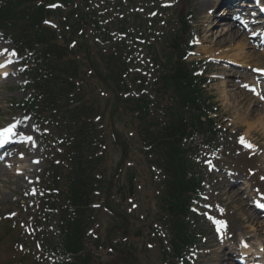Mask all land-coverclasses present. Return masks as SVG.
<instances>
[{"label":"rangeland","instance_id":"374dc122","mask_svg":"<svg viewBox=\"0 0 264 264\" xmlns=\"http://www.w3.org/2000/svg\"><path fill=\"white\" fill-rule=\"evenodd\" d=\"M170 2L174 4V6L171 8V10H169L165 14V17H166V23L169 22L171 27H163L160 33H164V36H170L174 34L175 31L177 30V26L173 24V22L174 23L176 22L178 12L182 11L184 12L183 13L184 15L186 13L187 18L189 16L190 20L188 22V33L186 37L184 38V40L185 39L188 41L190 40V43H192L194 47L193 53H191V58L189 60L192 59L193 61L201 62L200 63L201 70L210 71L214 75H218L219 74L218 71L220 70V68L227 66V64L226 63H210L209 56L211 54L223 52L224 49L226 50L228 48L233 49L236 45L232 47V45H229V44L220 45V46L215 44V41L218 37L217 35L225 31V30H222V27L216 28L214 30L216 31V33H214L213 31L211 33V36L208 37L207 42L202 41V35L204 32H206L209 26L208 20H205L204 22H202V20H204V17L207 16L205 11L206 9H210V5H208L205 8V11L202 14H200L199 13V3L200 2L198 0H170ZM263 3H264V0H263ZM156 31L154 32L156 33ZM232 38H235V37H232ZM225 39L226 37L224 38V40H222L223 43H225ZM244 46H245L244 47L245 52H249L251 54L255 53L252 50V47L250 45L248 44L245 45L244 43ZM255 50L257 54L260 55V52L263 51V48L255 49ZM139 55L141 56L140 58L143 59V53L139 52ZM223 56L224 54H222V57ZM248 59H249L248 64H250L248 65V68L258 67V68L264 69V61H262L263 58L261 55L259 56L258 60H256L255 58L253 59L252 57H249ZM142 61L143 60H140L139 61L140 63L138 64L140 68H142L143 66ZM18 66L20 68L18 75H16L14 78L9 79L6 82H3V84L0 85V123H5V122L15 123L17 120H24V115L16 107V104L20 103L26 98H29L30 95L28 91H24L22 89V87L24 86V79L21 77V74H20L21 67L20 65ZM147 69H149V67H147ZM141 74L150 77L151 71L142 69ZM233 74L234 75L243 74V75H247L248 77L249 72L247 71L243 72L242 69H237V70H234ZM219 82L220 81H214V82L209 83V85L207 86V91L210 93V95L214 97V101L216 103L215 104V107L217 108V112L215 114L216 121L220 124H224L225 122V125H224L225 128H227L228 124L231 123L232 129L237 127L240 129L241 133H244L252 125V122L259 121L261 116H257L255 113H252L250 115L251 117L248 118L247 121L242 122L241 119H244L247 113L243 110L245 108V106L243 105L245 104V101H242L241 103H239L237 95L233 92H229V91L225 92L223 89V82L221 83ZM133 88H136V86H134ZM155 90L156 89H151L149 85L146 86V91L150 95H152L151 92H154ZM233 99H237V101H235V103H232ZM95 101H97L101 106L105 104L104 99L100 97H96ZM252 101L254 102L255 100L252 99ZM258 111L260 110L258 109ZM238 118L240 121H238V123L235 124L234 121L235 119H238ZM43 127L44 129L42 130L41 136L39 139V141L43 145V147L39 149L40 156L42 157H44L49 151V149L45 148L46 139H48L49 141H52L55 136L54 130L50 127V128H46L47 130L50 131V134L47 137L46 135L47 130L45 129V126ZM121 130H123L122 127L117 126L118 133H120L121 135H125L124 133H122L124 132V130L123 131ZM249 137L251 138V140L256 141L257 143L260 144L258 147L260 151V156L257 159L251 157V152H247L237 147L234 142L235 139H232L231 141L230 137L226 138V142H221V146H220L221 149L223 150V153L225 154L224 155L225 160L223 158H220L222 161V164L228 163L230 167L233 166L236 170L240 171L241 172L240 175L242 174L243 177L245 178L244 182L246 184L247 189H249V193L247 194L248 198L253 197V195L255 194V188H258L259 192H262L264 194V182L263 183L258 182V179L261 178V176H264V169H262L264 168V136L261 131H258V129L252 128L249 132ZM121 139L124 140L126 145L129 146L131 149H136L135 147L136 140L132 141L128 138V136L122 137ZM201 141L202 139L198 138L196 140V143H200ZM120 155H121L120 150H118L117 146H114L112 144L109 136H107L106 143H105V150L103 151V162L102 163L104 164V166L102 165L103 167L101 169V175L104 176V179L109 178L108 183L111 181L112 175L114 174L112 172L113 169L118 165L120 161L119 160ZM36 158H38V160L40 159L39 156H36ZM132 160L138 172L143 173L144 165L142 163V157L137 158L134 153L132 154ZM29 164H30V159H29ZM21 165L22 167H25L26 163L24 164V162H22ZM43 166L44 164L42 165L41 163L39 167L33 168V170H31L28 167H25L27 168L26 177L24 176L25 178L23 177L21 181L18 180L13 175H10L9 179H13V180L10 183H5L6 187H4L0 183V213L3 211H6V213H13L12 217L21 216L25 220H28L29 218H31L29 214L32 213V210L30 211L29 207L35 203L36 198L35 196H33V193L30 194L28 193V191H31L32 188L35 187V181H36L37 175L43 169ZM196 170L202 174L204 173V170L201 168V164L197 165ZM247 170L254 173L253 176L251 175V173L250 175H248ZM3 178L5 181L8 179L6 177H3ZM104 179L102 181H104ZM123 179L124 177L120 175V177L117 180L114 179V182L120 183L123 181ZM208 180L211 181V177H208ZM24 197H27V199L23 200ZM245 200H246V196H245ZM227 201L230 202L232 205V208L235 211H237L236 217L233 216L229 218V225H230L229 229L235 230V231L240 230L241 226L238 225L239 224L237 222L238 218L246 217V216L247 218H252L250 214L251 210L248 209L246 201H244L242 198H241V201L240 200L235 201V199L233 200L228 199ZM247 202L249 204L248 199H247ZM118 210L121 211L122 208L120 207L119 209L118 207ZM123 212L125 213L126 210ZM100 219H101V233L106 234L107 228L115 225V222L108 215L103 216V217L100 216ZM51 225L54 226V222H52ZM240 225H242V228H244L242 223ZM251 227H253L252 224L250 223L247 224V230L245 232L251 233L250 230H253ZM200 230L201 232H203L204 226L200 227ZM54 231L55 232L57 231L56 227L54 228ZM209 238H210L209 234L206 233V236L204 237V242H203V244L205 245L203 246H207L208 240L211 242ZM203 246H201V248H203ZM134 247H136V249L139 250L140 245L134 246ZM9 253H10V250L7 245L0 246V259L2 261L9 258ZM34 257L35 256H33V259L30 261L29 264H33ZM136 258H137V261H136L137 264H159L158 262H156L157 257L155 254L154 255H147L146 253H144L143 255L138 254ZM212 258L213 257H208V260H211Z\"/></svg>","mask_w":264,"mask_h":264},{"label":"bare ground","instance_id":"6f19581e","mask_svg":"<svg viewBox=\"0 0 264 264\" xmlns=\"http://www.w3.org/2000/svg\"><path fill=\"white\" fill-rule=\"evenodd\" d=\"M207 5H208L207 3H202V5L200 6L201 11H204V9L206 8ZM210 26H211V23H210ZM216 26H217V24H215L214 27L210 28L209 31H207V34H206V32L203 33L204 42H206L208 37L211 36V33L216 29ZM225 28L222 29V30H225L223 33H220L219 35H217L218 37L215 41V44L219 45V46L220 45H228V44L232 45V46H234V45H236V46L233 49H228V50L224 51L225 56L223 58L222 57L218 58V60L220 62L223 61V59L225 58L228 61L236 64L237 66L240 65V67L245 68L248 65V60H249L248 58L249 57H252L253 59L255 58L256 60H258L259 56L261 55L263 58L262 61H264V52L259 55L256 52L251 54L249 52L244 51V47H245L243 44L244 42L239 41L240 37H238V36H241L239 33L240 32L242 33V30H243V28L240 24L237 23L235 26L227 24ZM214 33H216V31H214ZM225 37H226L225 43H223L222 40H224ZM232 37H235V38H232ZM228 54H231V55L228 56ZM248 54H249V56H248ZM228 84L232 90L235 89V86L232 84L231 81H228ZM233 93H235L237 95L239 103H241L242 101H245V104H243V105L245 106L244 111L247 113H246L243 120H247L248 118H250L251 117L250 115L252 113H255L257 116H261L259 121L252 122V125L247 130L248 135H249L250 130L253 128V129H258V131H261L263 136H264V107H262V109H259L260 111H258V105L251 101L250 95L245 94L239 90H238V92L233 91ZM235 101H237V99H233L232 103H235ZM223 168L224 167H222L223 174L227 175V169H225L223 171ZM224 172H226V173H224ZM9 174L10 173L7 170L2 169L0 176L1 177H8ZM18 179H20V178H18ZM0 180H1V178H0ZM1 182L4 183V180H2ZM220 190H221L220 194L222 196H232L233 199L237 198L239 196L238 195L239 191H237L235 189L233 178H226L222 187L220 188ZM244 221H246V223L249 224L248 218L244 219ZM250 224L253 225V227H251L253 230H251V231L254 234H257L258 237L263 238V239L258 238V240L264 245V228H263V226H261L255 219H252L250 221ZM237 234H239V233L237 232ZM237 234L234 233V239H233L234 241H237V237H238ZM238 242H239V239H238L237 243ZM209 249H210V252L212 254H214L217 258H222L224 252H227L222 245L210 247Z\"/></svg>","mask_w":264,"mask_h":264},{"label":"trees","instance_id":"16d2710c","mask_svg":"<svg viewBox=\"0 0 264 264\" xmlns=\"http://www.w3.org/2000/svg\"><path fill=\"white\" fill-rule=\"evenodd\" d=\"M168 80L171 81V86H169L171 89L174 88L175 91L178 92L179 96L181 97H193L194 90H190V86L192 84V78L189 76V74L180 68V65L175 66L171 70V75L168 77ZM56 92L60 93L62 92V89H56ZM56 105V103L52 100L49 102H45L44 107L45 109H49L52 106ZM43 111V110H41ZM82 136H86L83 132L80 133ZM86 142V138H81L78 140V145L83 147V144ZM80 151H83V148H81ZM79 162L82 161V156L78 160ZM81 176H83V173H81ZM76 177V176H75ZM74 185L69 188L68 191V199L67 202L72 206L76 207L79 205H84L85 202L87 201V195L86 192L83 188L82 183L77 180L76 178L74 179ZM84 206H82V209ZM84 224V223H82ZM81 221L76 220L73 223V226L70 229V233L65 239V243L68 245V247H64L62 249V253H72L76 254L81 250V241L83 237V229H82ZM82 264H86L87 259L82 258L79 259ZM89 262V259H88Z\"/></svg>","mask_w":264,"mask_h":264},{"label":"snow or ice","instance_id":"6c2138e0","mask_svg":"<svg viewBox=\"0 0 264 264\" xmlns=\"http://www.w3.org/2000/svg\"><path fill=\"white\" fill-rule=\"evenodd\" d=\"M4 52L6 53L7 50H4ZM4 53H0V55H3ZM16 53L13 52L12 55H15ZM262 72V74H264V70H260ZM247 87V86H245ZM251 91L255 92V89H250ZM264 98V97H262ZM15 125L9 126L3 130H0V144H3L5 142H7L13 135H15ZM31 139V138H29ZM240 143L249 149L253 148V145H251L250 143H248L247 141H245L244 137H240ZM262 179H264V177H262ZM262 207H264V205H262Z\"/></svg>","mask_w":264,"mask_h":264}]
</instances>
